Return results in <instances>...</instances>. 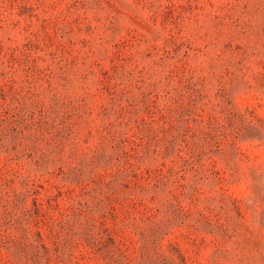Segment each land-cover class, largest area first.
Returning a JSON list of instances; mask_svg holds the SVG:
<instances>
[{
  "label": "rangeland",
  "instance_id": "1",
  "mask_svg": "<svg viewBox=\"0 0 264 264\" xmlns=\"http://www.w3.org/2000/svg\"><path fill=\"white\" fill-rule=\"evenodd\" d=\"M0 264H264V0H0Z\"/></svg>",
  "mask_w": 264,
  "mask_h": 264
}]
</instances>
